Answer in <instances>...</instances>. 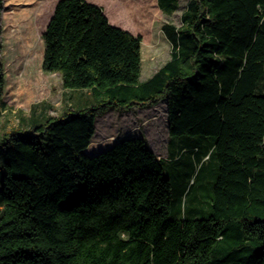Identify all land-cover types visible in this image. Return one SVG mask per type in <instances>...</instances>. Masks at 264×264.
I'll return each instance as SVG.
<instances>
[{
  "label": "trees",
  "instance_id": "trees-1",
  "mask_svg": "<svg viewBox=\"0 0 264 264\" xmlns=\"http://www.w3.org/2000/svg\"><path fill=\"white\" fill-rule=\"evenodd\" d=\"M162 30L170 57L141 81L140 34L88 0L56 1L42 70L94 103L0 137V264H264V0H188L181 25ZM160 101L168 157L173 135L212 139L190 148L199 172L216 168L205 218L172 215L163 159L143 137L83 151L101 114Z\"/></svg>",
  "mask_w": 264,
  "mask_h": 264
},
{
  "label": "rangeland",
  "instance_id": "rangeland-1",
  "mask_svg": "<svg viewBox=\"0 0 264 264\" xmlns=\"http://www.w3.org/2000/svg\"><path fill=\"white\" fill-rule=\"evenodd\" d=\"M56 1L4 0L1 61L5 89L0 98V137L11 129L28 127L43 115L57 116L68 103L82 102L83 106L94 103L90 90L68 92L62 86L59 73L42 70V32ZM88 1L101 6L111 23L130 32L135 30L142 36L140 80L144 81L169 59L171 44L162 25L180 26L188 0H176L178 7L172 13L162 10L157 0ZM261 89L264 90V79ZM165 123L163 101L127 110L113 108L96 118L93 142L103 147L125 135H144L157 154L164 157L163 174L172 184V215L205 218L210 210L209 197L215 180L213 158L207 160L199 172L201 163L190 151L191 145L198 141L197 135H173L170 156L165 157L168 134ZM180 137L187 139L178 141Z\"/></svg>",
  "mask_w": 264,
  "mask_h": 264
},
{
  "label": "crops",
  "instance_id": "crops-1",
  "mask_svg": "<svg viewBox=\"0 0 264 264\" xmlns=\"http://www.w3.org/2000/svg\"><path fill=\"white\" fill-rule=\"evenodd\" d=\"M54 9V8H53ZM53 12V11H52ZM47 24V23H46ZM134 30V29H133ZM129 31V30H128ZM131 33H133V34H139L138 32H135V30L134 31H132ZM154 73V72H153ZM68 92H73V91H79V89H66ZM83 103L82 102H79L78 104H76V103H68L64 108H63V110H62V112L60 113V114H62V113H64V112H66L67 110H70V109H72V110H74V109H77L78 107H80L81 105H82ZM163 104L165 105V124H166V127H167V110H166V101H163ZM59 114V115H60ZM167 132H168V129H167ZM96 135V128H95V132H94V136ZM94 136H92V138H91V141H92V139L94 138ZM132 136H139V137H143L146 141H147V144H148V146L150 147V149H152L154 152H155V154L159 157V158H161V159H164V157L162 156V157H160V155H158L157 154V150H156V148L154 147V146H152V144H150L149 143V141H148V139L144 136V135H141V134H139V133H137V134H133V135H125V136H123L122 138H127V137H132ZM181 139H179L178 141H183V140H185V139H187V137H180ZM197 139H198V141L195 143V144H192L191 146H198V148H199V150L198 151H202V152H204L205 150H206V148L207 147H209L210 146V144H211V142H212V139L210 138V137H208V136H199V137H197ZM118 140H120V139H114L113 141H111V142H109L108 144H106L105 146H103L102 148H100L99 150H97V151H94V150H92L91 149V147H90V145H89V147H87L86 149H84L83 151L86 153V154H88V155H95V154H97V153H99L100 151H102V150H105V149H107V148H109V147H111L115 142H117ZM171 140H172V137H170L169 136V134H167V137H166V144H165V146H166V156L165 157H167L168 156V144H169V142H171ZM174 140V139H173Z\"/></svg>",
  "mask_w": 264,
  "mask_h": 264
},
{
  "label": "bare ground",
  "instance_id": "bare-ground-1",
  "mask_svg": "<svg viewBox=\"0 0 264 264\" xmlns=\"http://www.w3.org/2000/svg\"><path fill=\"white\" fill-rule=\"evenodd\" d=\"M94 137H95V136H94ZM93 141H94V138H93L92 141L90 142V146H91V149H92V150L97 151V150H99L100 148H102V147H101V146H102L101 143L96 144V143H94ZM92 142H93V143H92ZM91 144H92V145H91ZM93 144H95V145H93Z\"/></svg>",
  "mask_w": 264,
  "mask_h": 264
}]
</instances>
